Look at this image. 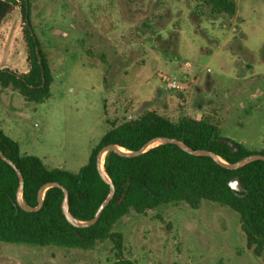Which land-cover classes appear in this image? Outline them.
Here are the masks:
<instances>
[{
	"label": "rangeland",
	"instance_id": "rangeland-1",
	"mask_svg": "<svg viewBox=\"0 0 264 264\" xmlns=\"http://www.w3.org/2000/svg\"><path fill=\"white\" fill-rule=\"evenodd\" d=\"M234 15L201 0H33L30 11L54 81L43 103L0 86V128L23 154L73 173L113 123L156 111L218 125L264 151V0ZM16 6L0 25V69L29 71ZM167 81L178 88H168ZM135 264H264L239 214L216 202L163 205L115 226ZM114 243L91 250L0 241V264H114Z\"/></svg>",
	"mask_w": 264,
	"mask_h": 264
},
{
	"label": "trees",
	"instance_id": "trees-1",
	"mask_svg": "<svg viewBox=\"0 0 264 264\" xmlns=\"http://www.w3.org/2000/svg\"><path fill=\"white\" fill-rule=\"evenodd\" d=\"M201 1L218 13H236L233 0ZM32 3L33 0H0V25L16 6L23 12L29 63V71L24 74L0 69V86L11 87L28 102L43 103L50 98L54 77L31 22ZM157 137L176 138L193 149L212 151L231 164L252 154L264 155L263 150L251 151L224 137L214 123L191 118L174 122L153 110L120 124L113 123L78 173L51 168L39 157L23 154L19 144L1 128L0 148L24 176L23 199L27 205L36 207L41 187L58 182L69 191L72 215L81 221H89L110 193V185L102 179L97 168L100 150L113 144L138 151ZM103 168L115 185V196L94 226L77 228L65 218L62 211L64 194L56 187L45 193L41 210L24 211L17 203L18 175L0 157V241L91 250L98 243L111 240L115 250L114 264H135L123 255V235L113 231L131 210L144 214L163 205L181 202L198 209L204 201H209L238 213L248 248L257 256L264 252V161L251 162L232 171L211 157L192 156L177 145L162 144L133 158L109 152ZM235 177H239L246 193L238 195L231 189L229 183Z\"/></svg>",
	"mask_w": 264,
	"mask_h": 264
},
{
	"label": "water",
	"instance_id": "water-1",
	"mask_svg": "<svg viewBox=\"0 0 264 264\" xmlns=\"http://www.w3.org/2000/svg\"><path fill=\"white\" fill-rule=\"evenodd\" d=\"M154 144H156V145L153 146ZM162 144L177 145L184 152H186L192 156L211 157L216 163H218L222 167L227 168V169L232 170V171H236V170L246 166L247 164H249L251 162L264 161V155L263 154H252V155H249V156L239 160L236 163L231 164V163H228L225 160H223L221 157H219L216 153H214L212 151L205 150V149H193V148L189 147L187 144H185L183 141L176 139V138H170V137L154 138L151 141H149L147 144H145L138 151L126 150L125 148H122L118 145H113V144L107 145V146L103 147L97 155V168H98V171H99L102 179L110 185V193H109L108 197L99 206L95 216L91 220L81 221V220L77 219L76 217H74L69 210V198H70V196H69L68 189L58 182L47 183L43 187H41V189L39 190V194H38V205L36 207H31V206L27 205L23 199V191L25 188V179H24V176H23L21 170L16 166V164L11 159H9L3 153L1 148H0V157L7 164H9L11 167H13L15 169L17 175H18L19 187H18V191H17V203L24 211L37 212V211L41 210L43 205H44L45 193L50 188L56 187V188L61 189L63 191V194H64V199H63V203H62V211H63V214H64L65 218L67 219V221L71 225H73L74 227H77V228H89V227L94 226L99 221L103 211L110 204V202L114 198L115 192H116L115 185L113 184L111 179L108 177V175L106 174V172L103 168L106 155L109 152H114V153H116L120 156H123V157L133 158V157L141 156L144 153L148 152L150 149H152L156 146L162 145ZM229 185H230L231 189L233 191H235L238 195H239V193H246V189L242 186L239 177H235L234 179H232L230 181ZM240 196L243 197L244 195H240Z\"/></svg>",
	"mask_w": 264,
	"mask_h": 264
},
{
	"label": "built area",
	"instance_id": "built-area-1",
	"mask_svg": "<svg viewBox=\"0 0 264 264\" xmlns=\"http://www.w3.org/2000/svg\"><path fill=\"white\" fill-rule=\"evenodd\" d=\"M167 87L168 88H178V86L176 85L175 82H170V81H167Z\"/></svg>",
	"mask_w": 264,
	"mask_h": 264
},
{
	"label": "bare ground",
	"instance_id": "bare-ground-1",
	"mask_svg": "<svg viewBox=\"0 0 264 264\" xmlns=\"http://www.w3.org/2000/svg\"><path fill=\"white\" fill-rule=\"evenodd\" d=\"M156 144H154L153 146H155Z\"/></svg>",
	"mask_w": 264,
	"mask_h": 264
}]
</instances>
